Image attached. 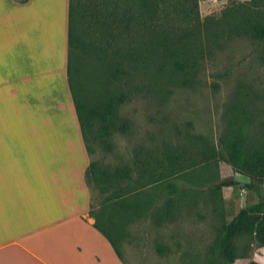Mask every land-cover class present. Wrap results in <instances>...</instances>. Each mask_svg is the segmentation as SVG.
Returning a JSON list of instances; mask_svg holds the SVG:
<instances>
[{
    "label": "rangeland",
    "instance_id": "rangeland-1",
    "mask_svg": "<svg viewBox=\"0 0 264 264\" xmlns=\"http://www.w3.org/2000/svg\"><path fill=\"white\" fill-rule=\"evenodd\" d=\"M161 1L156 13L166 48L175 35L194 56L200 50L194 70L176 71L167 54L149 46L137 49L134 62L101 57L96 44L77 55L74 96L83 106L79 114L98 179L87 180V217L118 246L123 264H264V247L246 230L231 239L232 262L222 252L226 225L242 208L264 199V184L259 196L243 189L246 178L227 163L219 142L229 105H242L254 125L261 120L264 41L232 33L210 42L202 33L204 18L231 25L247 17L264 22V0H196L200 31L193 22L174 19L182 0ZM140 43L133 38V47ZM109 97L121 101L112 128L103 134L105 123L88 111ZM124 168L129 180L114 173ZM152 175L158 177L153 183ZM227 180L235 184L215 189ZM124 189H135L133 197H121ZM260 216L254 212L240 226L253 228Z\"/></svg>",
    "mask_w": 264,
    "mask_h": 264
},
{
    "label": "crops",
    "instance_id": "crops-1",
    "mask_svg": "<svg viewBox=\"0 0 264 264\" xmlns=\"http://www.w3.org/2000/svg\"><path fill=\"white\" fill-rule=\"evenodd\" d=\"M66 32L67 0H0V264H123L87 217Z\"/></svg>",
    "mask_w": 264,
    "mask_h": 264
},
{
    "label": "trees",
    "instance_id": "trees-1",
    "mask_svg": "<svg viewBox=\"0 0 264 264\" xmlns=\"http://www.w3.org/2000/svg\"><path fill=\"white\" fill-rule=\"evenodd\" d=\"M15 1L23 3L26 0ZM157 1L67 0L65 73L87 154L91 153V149L86 145L82 118L79 114V110L83 106L77 103L74 96L75 78L78 73L76 58L80 52H88L96 44V51L101 57L106 56L109 59L122 58L128 62H134L137 57V49L139 52L141 47L144 46L145 49L146 46H149L151 48L150 51L153 48L164 55L167 54L172 59V67L178 72L194 70L197 60L201 58L202 52L200 50H196L198 55L194 56L195 51L180 46L178 44V41L181 40L179 36L173 35V45L166 48L165 34L159 21V15L156 13L158 10ZM182 1V12L175 14L174 19L184 25L193 22V30L200 31L196 0ZM161 3L162 1L160 0ZM135 6L136 9L134 10ZM81 20L85 21L83 22V29L78 27L80 22H82ZM81 31L88 32V35L82 34ZM202 33L205 39L210 42L229 36L232 33H241L254 40L264 41V22L255 17H247L238 24L231 25L223 20L218 23L217 21L213 22L210 18H204ZM92 35H95L96 38L94 39ZM134 37L141 41L140 45L136 47L132 46ZM92 38L97 40V42L95 43ZM237 96L241 97V94L237 93ZM120 101L119 97H109L102 107L88 111L90 117L105 123L102 127L103 134L108 133V127L112 128L114 109ZM226 112V126L219 139L220 144L226 151V161L235 172L246 178L247 181L242 185V188L259 196L260 186L264 184V98L262 99L261 120L256 125L253 124L251 115L240 104L229 105ZM251 128L255 130L254 136H250ZM95 172H97L95 164L89 162L84 174L86 184L88 183V177L91 178L89 181L98 183ZM116 172L122 174L124 179L129 180L130 175L127 168L114 173ZM157 175H160V173H157ZM152 178L151 183L158 177L152 175ZM234 184L232 181H222L215 185V189L220 190ZM134 192L135 189H124L120 196L128 200L133 197ZM133 206L136 207L135 204ZM254 212H258L261 215L255 226L253 228L240 226L241 222ZM242 230L253 234L257 244L260 247H264V199L242 208L226 225L225 237L222 241V252L229 262L233 261L231 239ZM99 232L106 238L114 254L120 259L121 255L118 246L113 244L103 229L99 230Z\"/></svg>",
    "mask_w": 264,
    "mask_h": 264
}]
</instances>
